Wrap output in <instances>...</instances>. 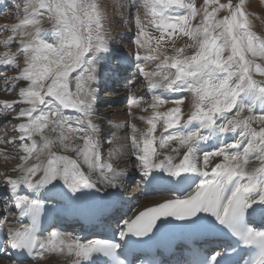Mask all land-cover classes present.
I'll list each match as a JSON object with an SVG mask.
<instances>
[{
  "label": "snow or ice",
  "instance_id": "snow-or-ice-1",
  "mask_svg": "<svg viewBox=\"0 0 264 264\" xmlns=\"http://www.w3.org/2000/svg\"><path fill=\"white\" fill-rule=\"evenodd\" d=\"M245 5L246 0L235 5L232 0H204L198 8L196 0H143L145 17L160 35L152 36L139 13L135 16V66L150 91L163 89L180 93V98L173 101L174 107L161 112L158 109L167 101L153 96L152 115L140 117L147 129L140 132L135 124L130 125L131 147L147 184L180 195L124 220L121 238L130 234L149 237L158 230V222L170 219L196 229L211 217L237 238V246L250 247L251 254L242 264H264V224L250 226L256 216L264 220V79L255 78L256 74L264 77V64L257 62L264 58V36L254 30L253 14ZM222 10L227 14L219 17ZM23 12L16 23L0 25L10 33L0 39L5 49L19 38L16 52L0 53V65L19 70L15 76L5 77V90L14 88L16 82H26L18 100L0 101L5 113L18 104L26 105L15 117L22 118L14 129L20 135L11 141L0 137V143L20 142V162L12 168L17 175L6 176L4 184L18 210L13 218H30L28 224L6 229L8 244L26 250L36 260L44 259L46 253H58L72 257L70 264H84L94 253H103L112 257L113 264H125L117 257L119 243L82 242L56 230L42 236L44 204L33 198L49 185L57 187L54 181H62L77 193L96 189L97 180L115 186L117 177L126 175L111 160L119 149H110V159L103 160L101 130L94 120L97 58L112 51L106 36L105 7L101 0H25ZM197 16L200 21L193 23ZM45 20L52 25L50 29L42 27ZM179 37L191 43L177 47ZM166 42H171L173 54L164 50ZM140 49L145 50L143 55ZM186 49L193 51L185 54ZM18 56L24 57L23 67ZM155 61V69L146 70L145 64ZM118 62L130 61L125 54ZM185 94L191 96L187 119L181 107ZM142 99L133 97L130 106L140 107ZM161 121L163 132L157 136ZM110 135L115 138L116 133ZM213 139L219 143L205 151ZM0 153L9 159L4 149ZM215 158L221 159L210 167ZM251 160L259 166L249 168ZM93 173L97 174L95 180ZM22 186L33 190V195L18 194ZM188 189L192 191L185 196ZM4 202L8 203L7 195ZM4 215L7 218V209ZM225 254H208L201 264H228Z\"/></svg>",
  "mask_w": 264,
  "mask_h": 264
},
{
  "label": "rangeland",
  "instance_id": "rangeland-1",
  "mask_svg": "<svg viewBox=\"0 0 264 264\" xmlns=\"http://www.w3.org/2000/svg\"><path fill=\"white\" fill-rule=\"evenodd\" d=\"M227 2H228V0H220V3H227ZM238 2H239V0H232L233 5L237 4ZM24 3H25V0L16 1L15 5H13L12 8H10L8 10L9 12L7 13V15L5 17L3 16V18L0 19V22H2L3 19H10V21L12 20L13 23H16L19 18L23 17V14H24V12H23ZM101 3L105 7V10H106V19H105V21H106L105 22V28H107L106 36L110 35L112 41L114 42V44L115 43L118 44L117 43V39H118L117 35L119 34V32H116V30H118L119 27L123 25V19L120 17L121 13H119L120 10L117 9L115 7L114 3L110 2V0H101ZM203 4H204V0H196V5H197L198 8H200ZM245 7H246V11L247 12L253 14V15L250 16V19L252 21L254 30L258 34H262L263 35V33H264V9L261 8L259 6V4L256 1H253V0L252 1H246ZM11 11H12V13H11ZM226 14H227V12L222 10L218 15H219V17H222V16H224ZM139 15L141 16L140 12H139ZM200 19H201V17L197 16L196 20L193 21V23H198L200 21ZM10 24H12V23H10ZM51 26L52 25L49 22H47V20H45L42 23V27L43 28L51 27ZM152 31L153 32L155 31L157 37L160 35L159 31H157L156 29H154V28L150 29V32H152ZM187 43H191V41H189L188 38H186V37H179V38L175 39V44H176L177 47H180V46H182L184 44H187ZM1 46H2V44H0V47ZM15 48H17V46H15ZM164 50H166L169 54H173L172 48H171V42H166V44L164 46ZM192 51H193L192 49H186L185 54H191ZM141 52H143V49H141ZM18 62H19L21 67L24 66V62H20L19 59H18ZM156 63H157V61H155L154 65ZM14 74L15 73L13 71L9 72V75H7V77H13ZM11 82L12 81H9V83H11ZM4 87H5V85H4ZM0 91H1L0 95L3 96V98H7V99H10V100L11 99H13V100L16 99V97L18 96V92H19L18 90L13 91V92H12V90L6 91L5 89L3 90L2 88H0ZM107 103L110 104V105H116L118 103V100L111 99V100L107 101ZM189 103H190V100H188V98H187V100H185V102L183 104L184 107L186 106L184 108L185 111H186L184 119L187 118V115L190 113V110H191ZM123 109L124 108H122V110ZM122 110H119V111H122ZM16 112H17V110H16ZM102 112H108L105 115L107 118L116 117V116L121 115V114H119L120 112L113 113V115L110 114L109 112H115V111L112 110V108H110L109 111L102 110ZM122 112L125 113V111H122ZM139 112L142 113V110H139ZM139 112L137 110H133V114L130 113L129 117H126V118H130L131 117L133 122H136V120L138 118L143 116V115L139 114ZM144 123H146V122L144 121ZM14 127H15V125L12 122L8 123L7 126H6V128L9 129V130L14 128ZM256 127H259V126L257 125ZM6 153L8 154L9 158H11L17 152H14V151L11 152L10 151V153L9 152H6ZM3 154L1 153V155H3ZM16 158H17V155H16ZM2 161L3 162L5 161L4 156L2 158ZM12 161L13 160H9V163H11ZM9 163H8V160H6V162L0 164V166H1L0 173H2V168L4 170H6L8 168V170H9L11 167L15 166V161H14V165L13 166H9L8 167ZM3 176L6 177L5 174H3Z\"/></svg>",
  "mask_w": 264,
  "mask_h": 264
},
{
  "label": "bare ground",
  "instance_id": "bare-ground-1",
  "mask_svg": "<svg viewBox=\"0 0 264 264\" xmlns=\"http://www.w3.org/2000/svg\"><path fill=\"white\" fill-rule=\"evenodd\" d=\"M13 0H0V8H5V6H7L9 3H11ZM7 24H10V23H7ZM1 35H3L1 32H0V39H4V38H6V37H1ZM111 43V42H110ZM108 45H109V38H108ZM2 48H4V45H2L1 47H0V52L2 51ZM109 48H110V46H109ZM111 49V48H110ZM23 82V84L25 85V82L24 81H22ZM121 95H122V92L120 91V92H116L115 94H110V93H107V95H105L106 97H112V98H115V99H118V100H120V97H121ZM0 101H9L8 99H5V98H3V97H0ZM259 107V106H258ZM110 108H112V110L113 111H115V112H109L110 114H112L113 115V113H118V112H120L119 114H121V115H119V116H116V117H111V118H115V119H117V120H124L125 118H126V113H123L122 111H125L124 109H125V107L124 106H120V107H117V106H114V107H109V108H105V109H102V110H104V111H109V109ZM122 108H124L123 110H122ZM151 109V108H150ZM119 110H122V111H119ZM134 110H137L138 112H139V110H142L140 107H134ZM117 111V112H116ZM108 112H101L100 114L104 117V118H107L105 115L107 114ZM139 114H142L141 112H139ZM245 114H247V113H245ZM19 121H21L22 122V118L19 120ZM133 124H135L136 126H137V128L138 129H140V130H142V131H145L146 129H147V127H148V125L146 124V123H144V120H141L140 118H138L137 120H136V122H134ZM257 125H254V127H256ZM259 126V125H258ZM161 128H163V126L161 127ZM37 139H39V137H37ZM17 142H19L18 140H17ZM20 143V142H19ZM175 145H172L171 147H174ZM4 147L5 148H8V146H7V144L6 145H4ZM157 147H159V145H157ZM164 151L165 152H168L169 151V149H164ZM181 151H183V150H181ZM10 153V152H9ZM1 154V153H0ZM3 154V153H2ZM69 155H73L74 156V153H68ZM20 155V153H17V159H16V161H15V166L20 162L19 161V156ZM221 158H215L213 161H216V160H220ZM7 160H9V159H7ZM121 160V158H118V161H120ZM127 160V156H125L121 161L123 162V163H125V161ZM6 161V160H5ZM212 161V162H213ZM118 165V164H117ZM15 166H13V167H15ZM257 166H259V162L258 161H256V160H251L250 161V163H249V165H248V167L249 168H252V167H257ZM9 167V166H8ZM13 167H11L9 170H8V168L6 169V170H4L3 168H2V173L3 174H5V176H8V175H11V176H15V175H17V173H14V172H12V168ZM82 167H83V165H82ZM84 167H86V169H87V166H84ZM136 170H137V168H136ZM1 171V170H0ZM140 173V171H138V173L137 174H139ZM96 173H93V176L92 177H95L96 178ZM133 175V172H132V174L130 173V174H128V177H130V176H132ZM2 181L0 180V183H1ZM61 182L62 181H54L53 183L54 184H56L57 186L58 185H60L61 184ZM97 185L100 187V189H103L104 188V186H108L107 184H105V183H101L99 180L97 181ZM104 185V186H103ZM6 186V185H5ZM0 189L2 190V192H6L5 191V189H6V187H4V186H1L0 187ZM22 191H30V192H33V190H31V189H27L26 188V186H22ZM138 190V187H134V189H133V191H132V193L133 192H135V191H137ZM18 191H21V190H18ZM43 190H41V192H42ZM111 193H116L117 191H116V189H112L111 191H110ZM116 199H118V195L116 194L114 197H110V198H107L105 201H102L103 203H114L115 201H116ZM165 199H167L166 197H163V196H152V197H149V198H144V199H141V201H140V203H139V205H140V209H143V208H147V207H150V206H154V205H156V204H158V203H160V202H163V200H165ZM120 205H121V203H120ZM139 209V210H140ZM68 259H72V257H63L62 258V260H60V261H58V259L56 258V257H53L52 258V260L49 262H47L48 264H64V262H65V260H68ZM0 264H6L4 261H1L0 260Z\"/></svg>",
  "mask_w": 264,
  "mask_h": 264
}]
</instances>
